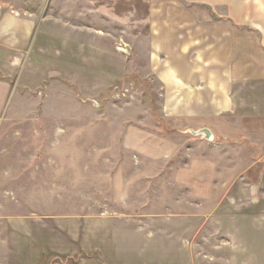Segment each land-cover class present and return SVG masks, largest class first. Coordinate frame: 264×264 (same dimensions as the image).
Returning <instances> with one entry per match:
<instances>
[{
  "label": "rangeland",
  "instance_id": "374dc122",
  "mask_svg": "<svg viewBox=\"0 0 264 264\" xmlns=\"http://www.w3.org/2000/svg\"><path fill=\"white\" fill-rule=\"evenodd\" d=\"M223 1L210 12L264 24V0ZM146 5L0 0V264H264L261 149L164 116L126 20Z\"/></svg>",
  "mask_w": 264,
  "mask_h": 264
},
{
  "label": "crops",
  "instance_id": "0c3cea01",
  "mask_svg": "<svg viewBox=\"0 0 264 264\" xmlns=\"http://www.w3.org/2000/svg\"><path fill=\"white\" fill-rule=\"evenodd\" d=\"M174 1L147 0L138 18L126 19L132 22L131 31L134 21L141 22L150 40L149 65L162 87L164 116L207 126L214 136L251 137L264 158V24H247L244 14L210 12L208 6L220 0H189L206 8L163 13ZM5 21L15 23L17 30L11 31L21 40V16L7 15ZM24 21L29 27L26 38L32 22ZM7 92L8 83L0 79V113ZM206 176L199 178L205 182Z\"/></svg>",
  "mask_w": 264,
  "mask_h": 264
},
{
  "label": "water",
  "instance_id": "95a60500",
  "mask_svg": "<svg viewBox=\"0 0 264 264\" xmlns=\"http://www.w3.org/2000/svg\"><path fill=\"white\" fill-rule=\"evenodd\" d=\"M194 136H199L207 141H212L214 138V133L207 126H201L198 128H187L185 130Z\"/></svg>",
  "mask_w": 264,
  "mask_h": 264
}]
</instances>
